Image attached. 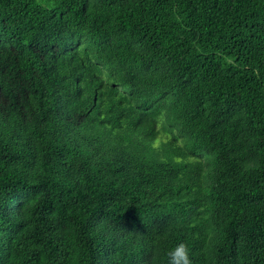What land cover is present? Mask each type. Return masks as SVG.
<instances>
[{
	"label": "trees",
	"instance_id": "1",
	"mask_svg": "<svg viewBox=\"0 0 264 264\" xmlns=\"http://www.w3.org/2000/svg\"><path fill=\"white\" fill-rule=\"evenodd\" d=\"M0 264H264V0H0Z\"/></svg>",
	"mask_w": 264,
	"mask_h": 264
},
{
	"label": "clouds",
	"instance_id": "2",
	"mask_svg": "<svg viewBox=\"0 0 264 264\" xmlns=\"http://www.w3.org/2000/svg\"><path fill=\"white\" fill-rule=\"evenodd\" d=\"M204 162L207 165H211V162H212V165H214V164H216V159H212V158H210L209 160L204 159Z\"/></svg>",
	"mask_w": 264,
	"mask_h": 264
}]
</instances>
